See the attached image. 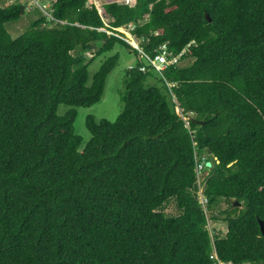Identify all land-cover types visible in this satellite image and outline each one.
Masks as SVG:
<instances>
[{
  "label": "trees",
  "instance_id": "1",
  "mask_svg": "<svg viewBox=\"0 0 264 264\" xmlns=\"http://www.w3.org/2000/svg\"><path fill=\"white\" fill-rule=\"evenodd\" d=\"M26 11L0 4V264H264V0H53L14 39ZM117 47L122 111L81 150Z\"/></svg>",
  "mask_w": 264,
  "mask_h": 264
},
{
  "label": "rangeland",
  "instance_id": "2",
  "mask_svg": "<svg viewBox=\"0 0 264 264\" xmlns=\"http://www.w3.org/2000/svg\"><path fill=\"white\" fill-rule=\"evenodd\" d=\"M122 3L133 4L134 0H118ZM9 2H21L27 6L26 14L19 22L11 23L9 27V32L12 37L18 38L23 32L29 27L32 21L40 17L42 14L50 15L49 8L53 0H5V2H1V5H5ZM105 3V0H88V5L94 4L100 11H102V5ZM107 23L108 20L105 19ZM132 27L126 26L121 27L118 30L125 35V37L130 41L131 45L134 48L140 49V40L131 35L130 30ZM119 53L120 58L116 67L112 70V72L108 75L106 80V86L104 95L100 102L91 107H76L78 116L75 122L76 133L83 138V143L81 150L86 146L89 141L91 135L86 129L85 121L86 117L92 115L95 117L96 121H100L102 119H107L109 121H115L119 114L122 111V103L120 102V91L124 89V73L128 68H131L137 64L139 59L131 54L127 49L117 47L113 52L107 53L97 57L89 67V79L90 83L92 82L94 74L99 70L100 66L106 60L107 57L112 56L114 54ZM90 57H93L96 54V51L89 53ZM165 69L166 67H159V69ZM150 81H155L158 86L162 87L163 84L158 79L152 78ZM68 110V107L61 106L59 109V113L62 114L64 111ZM178 112L180 110L178 109ZM206 176V171L201 175V184L200 189L198 191L199 200L205 203L203 198L202 190H203V180ZM228 207L227 202L221 203V208L226 209ZM168 215H177L178 210L175 202L169 204L167 209L165 210ZM218 227L223 231H226L227 225L224 221L212 222L211 227Z\"/></svg>",
  "mask_w": 264,
  "mask_h": 264
},
{
  "label": "built area",
  "instance_id": "3",
  "mask_svg": "<svg viewBox=\"0 0 264 264\" xmlns=\"http://www.w3.org/2000/svg\"><path fill=\"white\" fill-rule=\"evenodd\" d=\"M167 53L164 51L162 54L158 55L155 57V60L152 61V64L158 69V70H163L162 68L159 69V67H166L165 65L168 63V59L166 57ZM176 60H174L175 62ZM144 71L145 68H142ZM212 258L217 262L216 264H225L221 262L218 258V255L216 252L212 255Z\"/></svg>",
  "mask_w": 264,
  "mask_h": 264
},
{
  "label": "water",
  "instance_id": "4",
  "mask_svg": "<svg viewBox=\"0 0 264 264\" xmlns=\"http://www.w3.org/2000/svg\"><path fill=\"white\" fill-rule=\"evenodd\" d=\"M206 16H207L208 20L211 21L210 17L208 15H206ZM211 166H212L211 162H206V168H207L208 171L211 170ZM238 205H239V203L236 201L235 202V206H238ZM260 225H261V231L264 234V223L260 222Z\"/></svg>",
  "mask_w": 264,
  "mask_h": 264
},
{
  "label": "clouds",
  "instance_id": "5",
  "mask_svg": "<svg viewBox=\"0 0 264 264\" xmlns=\"http://www.w3.org/2000/svg\"><path fill=\"white\" fill-rule=\"evenodd\" d=\"M164 70V69H163ZM145 71V70H144Z\"/></svg>",
  "mask_w": 264,
  "mask_h": 264
}]
</instances>
